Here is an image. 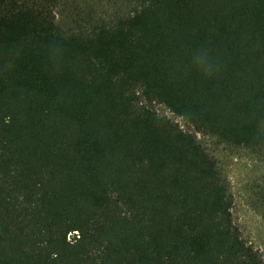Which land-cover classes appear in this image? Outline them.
<instances>
[{
  "label": "trees",
  "instance_id": "16d2710c",
  "mask_svg": "<svg viewBox=\"0 0 264 264\" xmlns=\"http://www.w3.org/2000/svg\"><path fill=\"white\" fill-rule=\"evenodd\" d=\"M87 1L0 0V264H264L197 137L264 162V0Z\"/></svg>",
  "mask_w": 264,
  "mask_h": 264
},
{
  "label": "rangeland",
  "instance_id": "374dc122",
  "mask_svg": "<svg viewBox=\"0 0 264 264\" xmlns=\"http://www.w3.org/2000/svg\"><path fill=\"white\" fill-rule=\"evenodd\" d=\"M84 2L89 3L87 0ZM85 4L82 6H87ZM58 19L64 28L71 27L63 13L59 14ZM159 113L176 120L185 130H188L183 121L176 119L165 108L159 107ZM197 137L215 161L222 180L234 197V218L245 240L264 256V219L257 197V187L264 186V162L250 151L229 145L208 133H198Z\"/></svg>",
  "mask_w": 264,
  "mask_h": 264
},
{
  "label": "clouds",
  "instance_id": "9594fccd",
  "mask_svg": "<svg viewBox=\"0 0 264 264\" xmlns=\"http://www.w3.org/2000/svg\"><path fill=\"white\" fill-rule=\"evenodd\" d=\"M18 53L5 52L3 53L6 57H11ZM50 56L54 63L58 64L60 57L62 56V50L58 47H53L50 51ZM194 66L197 71L201 72L204 75H211L214 73L215 66L210 61V54L205 50L194 60Z\"/></svg>",
  "mask_w": 264,
  "mask_h": 264
}]
</instances>
